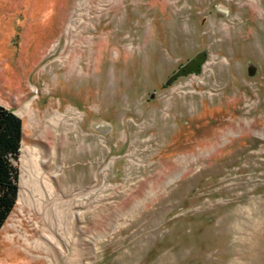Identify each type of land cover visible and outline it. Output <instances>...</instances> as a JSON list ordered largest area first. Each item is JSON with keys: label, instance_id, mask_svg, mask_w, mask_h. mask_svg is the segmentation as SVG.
I'll return each mask as SVG.
<instances>
[{"label": "rangeland", "instance_id": "obj_1", "mask_svg": "<svg viewBox=\"0 0 264 264\" xmlns=\"http://www.w3.org/2000/svg\"><path fill=\"white\" fill-rule=\"evenodd\" d=\"M0 104V264H264V0H0Z\"/></svg>", "mask_w": 264, "mask_h": 264}, {"label": "trees", "instance_id": "obj_2", "mask_svg": "<svg viewBox=\"0 0 264 264\" xmlns=\"http://www.w3.org/2000/svg\"><path fill=\"white\" fill-rule=\"evenodd\" d=\"M23 140V121L0 104V231L13 211L19 196L18 160Z\"/></svg>", "mask_w": 264, "mask_h": 264}, {"label": "water", "instance_id": "obj_3", "mask_svg": "<svg viewBox=\"0 0 264 264\" xmlns=\"http://www.w3.org/2000/svg\"><path fill=\"white\" fill-rule=\"evenodd\" d=\"M216 10V8H215ZM217 16L223 17L225 13H221L218 9L215 11ZM208 53L203 50L195 54L192 58L187 60L184 64H182L165 82V85H171L177 78L184 77L189 74H199L202 72V68L207 61ZM249 74L254 75L256 71V67L254 65L249 66ZM155 92H153L150 98H154ZM103 132V130L101 129Z\"/></svg>", "mask_w": 264, "mask_h": 264}, {"label": "flooded vegetation", "instance_id": "obj_4", "mask_svg": "<svg viewBox=\"0 0 264 264\" xmlns=\"http://www.w3.org/2000/svg\"><path fill=\"white\" fill-rule=\"evenodd\" d=\"M189 75H191V74H189ZM189 75H187V76H189ZM184 77H185V76H184ZM179 78H181V77H179ZM179 78H177L173 83H175ZM173 83H172V84H173ZM172 84H171V85H172Z\"/></svg>", "mask_w": 264, "mask_h": 264}, {"label": "bare ground", "instance_id": "obj_5", "mask_svg": "<svg viewBox=\"0 0 264 264\" xmlns=\"http://www.w3.org/2000/svg\"><path fill=\"white\" fill-rule=\"evenodd\" d=\"M32 177H34V176H32Z\"/></svg>", "mask_w": 264, "mask_h": 264}]
</instances>
